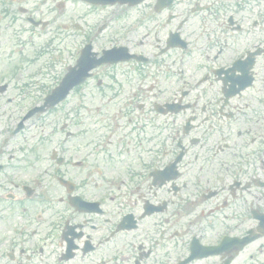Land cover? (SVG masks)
Here are the masks:
<instances>
[{
    "label": "flooded vegetation",
    "instance_id": "1",
    "mask_svg": "<svg viewBox=\"0 0 264 264\" xmlns=\"http://www.w3.org/2000/svg\"><path fill=\"white\" fill-rule=\"evenodd\" d=\"M110 2L59 0L62 77L108 61L56 107L0 95V264H264V0ZM44 33L0 0L16 72Z\"/></svg>",
    "mask_w": 264,
    "mask_h": 264
},
{
    "label": "rangeland",
    "instance_id": "2",
    "mask_svg": "<svg viewBox=\"0 0 264 264\" xmlns=\"http://www.w3.org/2000/svg\"><path fill=\"white\" fill-rule=\"evenodd\" d=\"M54 1V2H52ZM59 0H50L46 1V21L49 22V27L46 28V33L40 35V36H31L32 44L35 45V47L39 46V42H43L45 40L46 36V78L43 79L42 77L40 80L39 86H42L44 88V91H50L53 89V87L59 83L61 75H62V69L60 66V63L62 59L64 58L63 49L61 46L62 43L58 39V17H59V10L55 9V4H57ZM48 3V4H47ZM53 3V4H52ZM6 26V25H4ZM26 29V28H25ZM24 37L27 36V40L30 37L28 33H25L23 35ZM42 37V38H38ZM6 39L8 40V44L6 42ZM2 39V51H0V87L2 84L6 83L8 84V91L3 95L6 97L10 96H19V92L17 88H19V85L25 84L28 88L29 82H30V75L32 72V67H25L24 69H21V72H18L15 77L12 75H8L7 72L9 71L10 66L14 65L15 59L10 60L11 56L15 54L14 50L12 49L13 39L6 37ZM7 44V45H6ZM31 47V46H29ZM61 50V53L58 54V50ZM11 51L12 55H7L8 52ZM36 81V80H35ZM48 93V92H46ZM44 93H40V95H43ZM45 95V94H44ZM26 104H20V106H26Z\"/></svg>",
    "mask_w": 264,
    "mask_h": 264
}]
</instances>
